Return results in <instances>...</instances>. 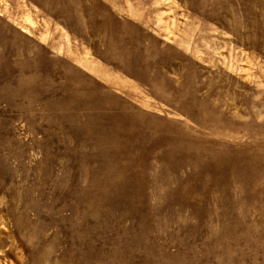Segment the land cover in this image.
<instances>
[{"label":"rangeland","instance_id":"374dc122","mask_svg":"<svg viewBox=\"0 0 264 264\" xmlns=\"http://www.w3.org/2000/svg\"><path fill=\"white\" fill-rule=\"evenodd\" d=\"M0 264H264V0H0Z\"/></svg>","mask_w":264,"mask_h":264}]
</instances>
